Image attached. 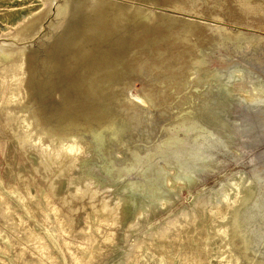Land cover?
Masks as SVG:
<instances>
[{
    "label": "rangeland",
    "instance_id": "rangeland-1",
    "mask_svg": "<svg viewBox=\"0 0 264 264\" xmlns=\"http://www.w3.org/2000/svg\"><path fill=\"white\" fill-rule=\"evenodd\" d=\"M0 264H264V0H0Z\"/></svg>",
    "mask_w": 264,
    "mask_h": 264
},
{
    "label": "bare ground",
    "instance_id": "bare-ground-1",
    "mask_svg": "<svg viewBox=\"0 0 264 264\" xmlns=\"http://www.w3.org/2000/svg\"><path fill=\"white\" fill-rule=\"evenodd\" d=\"M190 182H191V181H190ZM190 182H189V183H190ZM241 182H243V180H242ZM243 183H244V182H243ZM241 184H242V183H241ZM239 186H240V187H244L243 184H242V185H239ZM224 192H225V190L221 191L220 194L223 195ZM205 201H206V200H205Z\"/></svg>",
    "mask_w": 264,
    "mask_h": 264
}]
</instances>
